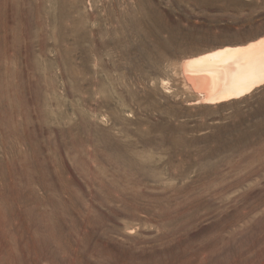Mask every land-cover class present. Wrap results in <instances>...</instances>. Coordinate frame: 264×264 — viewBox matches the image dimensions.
<instances>
[{
    "label": "rangeland",
    "instance_id": "obj_1",
    "mask_svg": "<svg viewBox=\"0 0 264 264\" xmlns=\"http://www.w3.org/2000/svg\"><path fill=\"white\" fill-rule=\"evenodd\" d=\"M262 37L264 0H0V264H264V81L182 69Z\"/></svg>",
    "mask_w": 264,
    "mask_h": 264
},
{
    "label": "bare ground",
    "instance_id": "obj_2",
    "mask_svg": "<svg viewBox=\"0 0 264 264\" xmlns=\"http://www.w3.org/2000/svg\"><path fill=\"white\" fill-rule=\"evenodd\" d=\"M182 69L191 88L201 93L205 102L213 104L237 98L264 81V37L244 46L222 47L189 59ZM4 155V139L0 136V156Z\"/></svg>",
    "mask_w": 264,
    "mask_h": 264
}]
</instances>
